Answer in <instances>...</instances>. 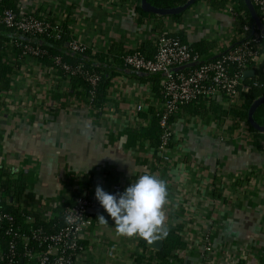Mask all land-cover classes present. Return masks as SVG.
<instances>
[{"label":"crops","instance_id":"crops-1","mask_svg":"<svg viewBox=\"0 0 264 264\" xmlns=\"http://www.w3.org/2000/svg\"><path fill=\"white\" fill-rule=\"evenodd\" d=\"M13 4L19 12L26 10L60 23L67 42L77 40L93 54L116 46L122 54L142 45L154 49L155 39L163 31L184 37L190 45L213 44L206 59L231 44L221 35L232 23L224 8H192L176 21L142 17L137 0H13ZM5 62L16 69L10 89L0 94V173L22 174L25 179L26 193L16 203L20 209L48 221L60 216L80 194L95 198L97 186L105 192L115 183L126 188L145 172L152 173L167 185L163 207L167 231L177 201L183 200L191 206L190 234L196 239L210 230L212 253L222 250L225 257L221 264L230 253L247 249L252 252L250 263L264 264L263 133L254 134L244 123L230 118L182 114L171 126L174 140L184 145V160L166 162L147 143L132 149L125 146L126 129L148 125L149 117L141 120L139 113L158 105L151 83L115 77L108 101L95 110L81 90L74 91L48 66L16 54H8ZM212 99L228 109L220 96ZM137 106H142L140 112ZM196 171L200 180L215 189L202 198L189 196L187 200L181 191L191 190ZM235 177L240 193H235V201L230 192L223 200L219 188L228 190ZM209 195L221 198L217 209ZM106 220L107 224L95 221L97 226L85 235L79 264H134L141 241L150 249L146 254H154L149 240L118 235L114 221ZM202 252L195 246L179 264L200 262ZM213 256L217 259V254Z\"/></svg>","mask_w":264,"mask_h":264},{"label":"built area","instance_id":"built-area-1","mask_svg":"<svg viewBox=\"0 0 264 264\" xmlns=\"http://www.w3.org/2000/svg\"><path fill=\"white\" fill-rule=\"evenodd\" d=\"M250 2L264 28V0H250ZM196 7L204 8L209 5L208 2L203 1L199 6H192L190 10ZM21 11L5 9L0 16V24L21 36L28 35L50 41H60L63 38L64 29L60 23L51 22L26 10ZM224 11L230 15L232 23L221 35L231 40V44L215 57L206 59L204 55L194 52L188 44L183 43L178 34L168 31H163L156 37L155 54L152 58L146 57L137 49L121 57L122 66L126 69L162 76L159 82L161 97L157 101V107L163 110L160 120L163 134L157 153L163 161L184 160V145L174 140L172 127L168 124L169 117L178 112L182 106L220 96L225 106L230 108L240 103L244 94L253 89L264 87V83L258 79L259 76L264 75V47L262 44L264 38L262 34L254 26L249 13L243 11L238 2L229 0ZM21 49V56H27L36 62H40L39 58L46 55V51L39 47L25 45L21 46ZM67 50L79 55L85 53L88 48L73 39L67 42ZM48 67L70 85L72 79H82L89 87L88 96H86L91 106L90 100L102 77L100 73L93 69H87L81 63L68 64L61 57H53L52 65ZM246 71H253L254 76L245 78ZM81 91L85 96L84 89ZM136 110L140 112L142 106H137ZM191 170L190 168V172L195 171ZM193 178L195 181L192 180L191 190L188 191L184 188L181 191V197L185 194L187 200L189 196L190 198L191 196L202 198L201 195L206 191H214L215 188L206 184L203 178L200 180V174L197 171ZM187 179L190 180V177L188 176ZM236 180L235 177L233 182H230L228 190L219 188V195L223 200L228 195H232L231 197L234 198L235 193H240L234 184ZM124 189L122 185L115 183L106 192L118 194L122 193ZM228 192L230 193L228 194ZM209 197L217 209L221 198L216 199L213 195H209ZM88 209H96L100 212L104 210L96 198H88L81 194L76 196L73 203L64 209L62 227L55 232H50L43 226H35V217L30 214L25 216L24 220L28 226L27 230L22 229L15 226L14 218L11 215L0 212V233L2 232L8 238L5 247H2L0 243V264H18V261L21 263L26 261V264H79L83 260V239L97 226V222L86 213ZM182 211L185 212L182 213ZM188 211H191L189 204L183 200L181 203L177 201L172 217V226H180L179 236L185 247L172 253L170 261L172 264H179L180 259L187 256L190 250L196 246L203 252L201 261L194 264H221L220 259L225 260V257L222 256L223 252L220 250V252L214 251L217 254V259L214 258L210 230H204L196 239L190 234L188 220L191 216ZM210 223L212 222L210 221ZM137 253L142 254V251ZM251 255L252 252L249 249L241 251L239 254L230 253L229 259L224 263L252 264L249 262ZM146 256V262L150 258H152V264L158 262L154 254L150 257ZM254 264L259 263L255 262Z\"/></svg>","mask_w":264,"mask_h":264},{"label":"trees","instance_id":"trees-1","mask_svg":"<svg viewBox=\"0 0 264 264\" xmlns=\"http://www.w3.org/2000/svg\"><path fill=\"white\" fill-rule=\"evenodd\" d=\"M187 1L189 0H147L151 6L159 9L177 8L184 5ZM200 1L208 2V5L215 10L223 9L227 2H229V0ZM231 1L238 2L241 6V9L246 13L248 12L243 0ZM198 2H196L194 6L197 5ZM137 3V12L142 17L158 18L154 14L143 12L140 8V0H137ZM5 9L15 10L13 0H0V16ZM186 12L180 15L167 17L178 21ZM180 39L183 43L188 44L194 52H197L202 56H206V54L213 48V44L211 43H195L190 45L186 42L184 37H180ZM66 44L67 38L64 36L60 41L41 40L28 35L21 36L15 33V31L9 30L0 24V94L7 92L10 89L11 77L16 69L15 67L8 65L5 62V58L8 54H16V56H20L22 52L21 46L27 45L39 47L46 51V55L39 58V61L45 66L52 65L53 57H61L68 64L81 63L87 69H93L100 73L102 76L101 80L95 89L94 96L90 100L91 107L95 110L103 108L105 103L108 101V90L111 80L118 76H123L144 83H151L153 85L152 92L155 94L156 98L159 99L161 97L159 94L160 77H141L135 74L136 71L126 69L122 66L121 57L127 53L133 52V50L122 54L120 46H116L109 48L107 52L101 54H93L91 51L87 50L83 54L72 55L65 47ZM262 44L264 47V41ZM137 50L148 58H152L155 54V48L153 49L150 47V45H142ZM258 79L264 83V75L259 76ZM71 88L74 91L84 89L86 101L89 103L87 100V91L89 87L82 79H72ZM261 96H264V87L260 89H253L249 93L244 94L241 97V101L238 105L231 106L228 109H224L218 103V101L213 100L212 98L209 100L187 104L182 106L178 112L172 114L169 117L168 124L171 126L179 117L182 116V114L203 118L211 115L218 120L230 118L235 122H242L251 132L254 134H259L250 126L247 115L253 101ZM162 112V108L156 106L149 108L147 113H139V118L141 120H146L149 117V123L146 126L138 125L126 129L125 146L127 149H132L147 143L151 150L158 152L163 134V129L160 126ZM253 117L258 125L264 127V104L255 110ZM255 146L258 147V144L255 143ZM25 193L26 181L22 174H16L8 171L0 173V212H5L11 215L14 218L15 226L17 225L20 228L27 230L28 226L24 223V220L25 216L29 215V213L23 209H20L16 205L17 202L21 201ZM99 215H103L105 219L110 218L105 210L101 211ZM98 216L90 215L94 221H98V219H96ZM35 226H43L46 230L55 232L62 227V214L48 221H40L35 216ZM180 229L181 228L179 225L169 227L167 235L161 239V250L154 252V257H156L158 260L156 264H172V261H170L171 254L178 250L184 249L185 245L179 236ZM7 239L8 238L5 237V235L1 232L0 243L2 247H5ZM139 248L142 250V254L136 253L134 255V264H152V258L147 259L148 261L146 262V253L148 250H150L147 246V243L143 241L139 242ZM18 264H26V261H24V263L18 261Z\"/></svg>","mask_w":264,"mask_h":264},{"label":"clouds","instance_id":"clouds-1","mask_svg":"<svg viewBox=\"0 0 264 264\" xmlns=\"http://www.w3.org/2000/svg\"><path fill=\"white\" fill-rule=\"evenodd\" d=\"M167 196L166 182L147 172L122 193L109 194L100 186L95 189V198L114 221L118 235L136 236L149 241L163 239L167 235L163 212ZM96 219L101 224L108 223L103 215Z\"/></svg>","mask_w":264,"mask_h":264},{"label":"water","instance_id":"water-1","mask_svg":"<svg viewBox=\"0 0 264 264\" xmlns=\"http://www.w3.org/2000/svg\"><path fill=\"white\" fill-rule=\"evenodd\" d=\"M200 0H189L187 1L184 5L177 7V8H173V9H159V8H155L153 6H151L147 0H140V8L143 12L145 13H149V14H154L158 17H167V16H176V15H180L186 11H188L192 6H194V4L196 2H198ZM244 5L249 13V15L252 18L253 24L256 27V29L262 34L263 38H264V28L256 14V11L254 10L250 0H243ZM65 47L67 48V44L65 45ZM72 55L74 53L70 52ZM138 76L141 77H152V76H158V77H162L161 75H156V74H144V73H140V72H136L135 73ZM254 76V72L253 71H246L244 73V77H253ZM262 104H264V96H261L259 98H257L255 101H253V103L251 104L249 111H248V115H247V119L248 122L250 124V126L257 132L259 133H263L264 134V127L258 125L255 120H254V112L255 110L261 106ZM86 213L88 215H95L98 216L100 214L99 210L96 209H88L86 211ZM149 247L155 251H160L162 248V240L161 239H156V240H152L149 242Z\"/></svg>","mask_w":264,"mask_h":264},{"label":"rangeland","instance_id":"rangeland-1","mask_svg":"<svg viewBox=\"0 0 264 264\" xmlns=\"http://www.w3.org/2000/svg\"><path fill=\"white\" fill-rule=\"evenodd\" d=\"M201 3H203V1L202 2H198L197 5L199 6V4H201Z\"/></svg>","mask_w":264,"mask_h":264}]
</instances>
